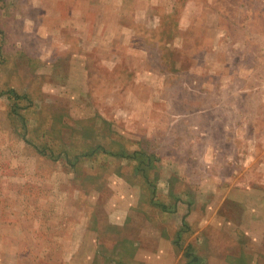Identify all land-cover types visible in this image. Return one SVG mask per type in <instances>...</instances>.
<instances>
[{
  "label": "rangeland",
  "instance_id": "rangeland-1",
  "mask_svg": "<svg viewBox=\"0 0 264 264\" xmlns=\"http://www.w3.org/2000/svg\"><path fill=\"white\" fill-rule=\"evenodd\" d=\"M0 264H264V0H0Z\"/></svg>",
  "mask_w": 264,
  "mask_h": 264
}]
</instances>
